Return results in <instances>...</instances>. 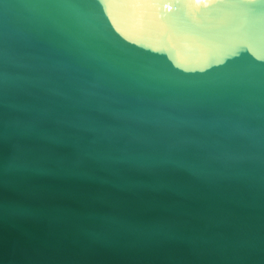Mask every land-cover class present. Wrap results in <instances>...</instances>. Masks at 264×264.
I'll return each mask as SVG.
<instances>
[{
	"label": "water",
	"instance_id": "water-1",
	"mask_svg": "<svg viewBox=\"0 0 264 264\" xmlns=\"http://www.w3.org/2000/svg\"><path fill=\"white\" fill-rule=\"evenodd\" d=\"M0 264H264V0H0Z\"/></svg>",
	"mask_w": 264,
	"mask_h": 264
}]
</instances>
